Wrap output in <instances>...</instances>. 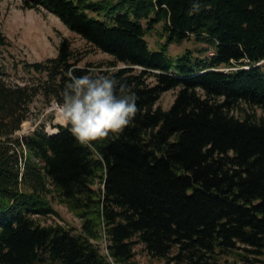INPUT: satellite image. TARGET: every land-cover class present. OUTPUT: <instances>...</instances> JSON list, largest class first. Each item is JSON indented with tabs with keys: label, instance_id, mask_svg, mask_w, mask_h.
I'll return each mask as SVG.
<instances>
[{
	"label": "trees",
	"instance_id": "trees-1",
	"mask_svg": "<svg viewBox=\"0 0 264 264\" xmlns=\"http://www.w3.org/2000/svg\"><path fill=\"white\" fill-rule=\"evenodd\" d=\"M21 5L52 12L113 59L100 72L78 66L63 38L55 57L23 62L35 81L11 82L0 64V264H129L136 245L165 264L261 261L264 122L234 110H264V0ZM158 24L161 41L151 48L146 36ZM191 37L213 53H169ZM8 43L0 31V46ZM69 71L125 83L140 109L132 124L95 150L62 125L16 136L36 96L61 102ZM170 89L171 106L156 105ZM49 195L82 220L80 231L41 222L55 213Z\"/></svg>",
	"mask_w": 264,
	"mask_h": 264
},
{
	"label": "rangeland",
	"instance_id": "rangeland-1",
	"mask_svg": "<svg viewBox=\"0 0 264 264\" xmlns=\"http://www.w3.org/2000/svg\"><path fill=\"white\" fill-rule=\"evenodd\" d=\"M21 4L22 0H0V31L9 42L0 46V64L9 81L24 83L37 80L39 77L37 74L27 73L23 69V62H36L55 57L58 54L59 43L63 38L70 41L73 53L81 58L78 66L89 67L93 72L112 69L108 65L113 59L110 55L95 49L78 34L68 29L52 12L45 9L37 11L32 8H23ZM160 30L161 26L158 24L146 36L151 48L158 47L161 40L157 32ZM205 48H208L207 51H203ZM186 49L201 57L213 53V49L206 43L196 41L193 37L180 44L169 45V53L174 57L182 54ZM261 66L264 67V61L261 62ZM149 81L154 82L153 78H150ZM176 93L177 89L164 91L156 105L168 109L173 103ZM57 105L58 102L55 100L47 102L42 95L36 96L30 104L29 118L22 123L21 128L15 133L16 136L29 134L39 126H43L49 135L56 133V126L62 125ZM247 112L264 122V110L261 108L241 104L234 110V113L239 116ZM48 197L55 213L41 217V222L43 224L59 223L76 232L80 231L82 220L70 211L66 204L59 202L57 197L54 195ZM97 243L102 252L107 253L105 237L98 240ZM135 252V256L129 264H165L163 260L150 257L141 245L135 246ZM226 260L232 262L233 258L227 257ZM260 260L255 264H264V256H261Z\"/></svg>",
	"mask_w": 264,
	"mask_h": 264
},
{
	"label": "clouds",
	"instance_id": "clouds-1",
	"mask_svg": "<svg viewBox=\"0 0 264 264\" xmlns=\"http://www.w3.org/2000/svg\"><path fill=\"white\" fill-rule=\"evenodd\" d=\"M57 108L62 126L81 146L95 150V143L120 135L138 112L137 97L125 83L109 76L67 73Z\"/></svg>",
	"mask_w": 264,
	"mask_h": 264
}]
</instances>
